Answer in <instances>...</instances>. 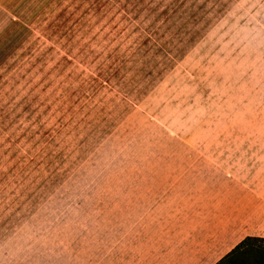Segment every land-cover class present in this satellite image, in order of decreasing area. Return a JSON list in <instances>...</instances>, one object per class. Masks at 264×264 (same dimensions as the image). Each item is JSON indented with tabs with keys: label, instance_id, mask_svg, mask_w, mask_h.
I'll list each match as a JSON object with an SVG mask.
<instances>
[{
	"label": "rangeland",
	"instance_id": "rangeland-1",
	"mask_svg": "<svg viewBox=\"0 0 264 264\" xmlns=\"http://www.w3.org/2000/svg\"><path fill=\"white\" fill-rule=\"evenodd\" d=\"M221 184H264V0H0V264H194Z\"/></svg>",
	"mask_w": 264,
	"mask_h": 264
},
{
	"label": "crops",
	"instance_id": "crops-1",
	"mask_svg": "<svg viewBox=\"0 0 264 264\" xmlns=\"http://www.w3.org/2000/svg\"><path fill=\"white\" fill-rule=\"evenodd\" d=\"M216 191L220 211L216 204L214 223L223 232L218 240L233 244L218 243L208 253L199 252L194 264H215L244 239H264V184H221Z\"/></svg>",
	"mask_w": 264,
	"mask_h": 264
},
{
	"label": "trees",
	"instance_id": "trees-1",
	"mask_svg": "<svg viewBox=\"0 0 264 264\" xmlns=\"http://www.w3.org/2000/svg\"><path fill=\"white\" fill-rule=\"evenodd\" d=\"M248 242H264V239H258V238H246V239H244L238 245H236L234 247V249L217 264L222 263L223 260L229 258L231 255H233L236 251H238L243 245H245ZM258 256H259V259L257 260L258 264H261V261L264 258V251H260Z\"/></svg>",
	"mask_w": 264,
	"mask_h": 264
}]
</instances>
